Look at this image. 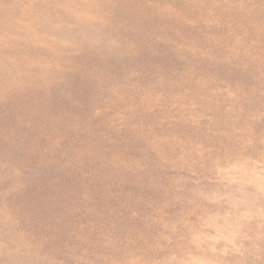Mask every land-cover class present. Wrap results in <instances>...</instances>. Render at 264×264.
<instances>
[{"label": "rangeland", "instance_id": "rangeland-1", "mask_svg": "<svg viewBox=\"0 0 264 264\" xmlns=\"http://www.w3.org/2000/svg\"><path fill=\"white\" fill-rule=\"evenodd\" d=\"M0 264H264V0H0Z\"/></svg>", "mask_w": 264, "mask_h": 264}]
</instances>
